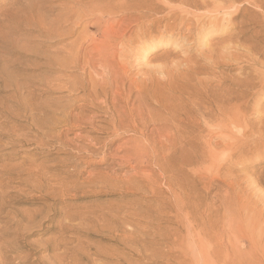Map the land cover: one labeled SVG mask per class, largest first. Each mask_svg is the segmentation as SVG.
Returning a JSON list of instances; mask_svg holds the SVG:
<instances>
[{
	"label": "rangeland",
	"instance_id": "obj_1",
	"mask_svg": "<svg viewBox=\"0 0 264 264\" xmlns=\"http://www.w3.org/2000/svg\"><path fill=\"white\" fill-rule=\"evenodd\" d=\"M263 84L264 0H0V264H264Z\"/></svg>",
	"mask_w": 264,
	"mask_h": 264
},
{
	"label": "bare ground",
	"instance_id": "obj_2",
	"mask_svg": "<svg viewBox=\"0 0 264 264\" xmlns=\"http://www.w3.org/2000/svg\"><path fill=\"white\" fill-rule=\"evenodd\" d=\"M230 5L232 6V4H230ZM223 20H221V21H223ZM170 26L171 27H169V28L167 27L169 29V31L171 29L175 28V26H172V25H170ZM245 90H246V88L245 89H239V90H231V88H229L222 94H218V95H214V96L211 95V98L207 97L206 99H208V100L205 102V104L200 103V106L197 107V111H196L197 112L196 114H198L197 116H199L200 118H202L204 120L205 125L212 124V126H213L211 129V132L208 131V133L206 135V137L208 139L211 140V138H213V139L214 138H220L222 140H226V139L233 140L235 138H232V136L234 133H236V131L238 129H241V128L243 129L244 127H247L249 122L247 121V119L243 118V116H245L246 107H247V101H245L243 99L246 96ZM209 97H210V95H209ZM198 105H199V103H198ZM190 111H192V110H190ZM190 111H189V113H190ZM190 114L192 115V113H190ZM194 115H195V113H194ZM192 117L193 116H191V118ZM193 119H194V117H193ZM188 120H190V118ZM190 124H189V127L190 128H191V126L193 127V125H190ZM197 126H199V124ZM185 129H187V128L185 127ZM195 129H197V127ZM190 131L185 133V134L189 135L188 138L192 137V135L190 136V133H189ZM192 132H193L192 133L193 135L196 134L194 131H192ZM185 137H187V136H185ZM236 143H238V142H236ZM225 146L227 147L228 144H226Z\"/></svg>",
	"mask_w": 264,
	"mask_h": 264
}]
</instances>
